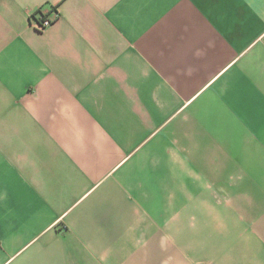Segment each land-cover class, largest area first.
<instances>
[{"label":"crops","instance_id":"1","mask_svg":"<svg viewBox=\"0 0 264 264\" xmlns=\"http://www.w3.org/2000/svg\"><path fill=\"white\" fill-rule=\"evenodd\" d=\"M0 264H264V0H0Z\"/></svg>","mask_w":264,"mask_h":264},{"label":"built area","instance_id":"2","mask_svg":"<svg viewBox=\"0 0 264 264\" xmlns=\"http://www.w3.org/2000/svg\"><path fill=\"white\" fill-rule=\"evenodd\" d=\"M55 16H52V15ZM59 12L57 9H53L50 13H38L34 19L33 27L36 31H44L49 28L58 18Z\"/></svg>","mask_w":264,"mask_h":264}]
</instances>
